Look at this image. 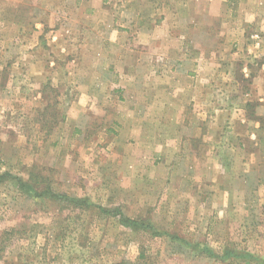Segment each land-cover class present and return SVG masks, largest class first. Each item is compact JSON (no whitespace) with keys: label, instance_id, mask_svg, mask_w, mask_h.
Segmentation results:
<instances>
[{"label":"rangeland","instance_id":"obj_1","mask_svg":"<svg viewBox=\"0 0 264 264\" xmlns=\"http://www.w3.org/2000/svg\"><path fill=\"white\" fill-rule=\"evenodd\" d=\"M231 2L234 12L237 2ZM191 6L197 13L198 1ZM98 8L105 15L100 17ZM110 8L109 0L84 5L75 0L0 2V170L39 181V191L50 187L56 193L87 196L107 209L121 207L132 218L148 219L159 234L132 231L98 207L64 208L66 202L49 196H29L7 181L0 185V264H264L261 197L230 191L235 194L224 199L225 208L206 212L199 204L186 211L176 205L175 187L167 204L157 182L150 183L146 194H140V186L132 195L128 187L134 181L119 179L120 165L110 164L108 154L118 155L115 147L110 153L107 147L98 149L101 143L122 139L117 128L128 102L125 95L130 92L140 102L142 91L150 88L141 80L169 71L146 69L140 62L125 67L144 53L121 46L133 44L128 25H115L113 36L98 34L110 26ZM220 27L213 21L203 30L201 48L214 46ZM251 38L260 46L259 32ZM121 75L137 78L119 84ZM76 102L88 105L82 115L73 110ZM168 118L176 125V114ZM228 157L242 154L228 151ZM229 166L233 174L222 185L239 190L235 172L240 167ZM198 172L203 178V169Z\"/></svg>","mask_w":264,"mask_h":264},{"label":"crops","instance_id":"obj_2","mask_svg":"<svg viewBox=\"0 0 264 264\" xmlns=\"http://www.w3.org/2000/svg\"><path fill=\"white\" fill-rule=\"evenodd\" d=\"M75 1L84 5L89 0ZM192 1H198L197 13ZM236 2L239 10L236 5L230 12L231 0H109L106 18L112 28L98 34L113 36L115 25H128L133 44L121 46L126 52L144 53L125 67L140 62L146 69H169L168 75L155 72L141 80L150 88L142 91L140 102L130 92L125 95L128 102L116 127L122 139L98 146L109 153L115 147L118 155L108 154L110 164L120 165L119 179L134 181L128 187L132 195L140 186V194H146L150 183L157 182L164 203L175 187L176 205L186 211H195L199 204L206 212L225 208L224 199L235 193L261 197L264 204V0ZM100 13L105 15L104 10ZM213 21L220 22L219 37L214 46L201 48L198 38ZM253 32L262 36L260 46L252 40ZM136 78L121 75L117 82L129 84ZM87 108L76 102L73 110L81 114ZM170 110L176 125L168 122ZM237 150L241 158L228 157V151ZM234 163L240 167L235 172L239 190L222 185L233 174L229 165ZM206 188L216 192L202 193Z\"/></svg>","mask_w":264,"mask_h":264},{"label":"trees","instance_id":"obj_3","mask_svg":"<svg viewBox=\"0 0 264 264\" xmlns=\"http://www.w3.org/2000/svg\"><path fill=\"white\" fill-rule=\"evenodd\" d=\"M7 181L15 182V184L19 186V189L22 192H25L29 196H34V195H36L37 197L49 196L52 200L59 202V204L66 202L67 204H65L64 208H67V206H71L73 208L83 210V208L89 209L92 207H95V208L98 207V209L101 212H104L107 215L117 218L120 225L124 227H130L132 231L137 230L139 232L142 230V232H150L152 235H155V236L159 234L155 226H153L148 221L146 222V220L148 219L132 218L129 215H127L121 207L107 209L105 207H102L101 205L93 204L87 196L86 197L72 196L64 192L56 193L50 187H45L41 191H39L37 189L39 185V181L37 180L35 181L31 179L25 180L21 178V176L14 175L9 171L2 172L0 170V185L4 184ZM203 252L207 253L210 256H213V253L208 249H206ZM237 255H242V253L239 252L237 253ZM261 262L264 263V260H262Z\"/></svg>","mask_w":264,"mask_h":264},{"label":"built area","instance_id":"obj_4","mask_svg":"<svg viewBox=\"0 0 264 264\" xmlns=\"http://www.w3.org/2000/svg\"><path fill=\"white\" fill-rule=\"evenodd\" d=\"M256 38L258 39V38H259V36L257 35V36H256Z\"/></svg>","mask_w":264,"mask_h":264}]
</instances>
